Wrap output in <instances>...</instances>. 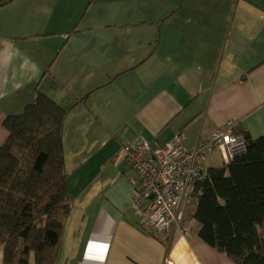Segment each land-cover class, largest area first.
I'll return each mask as SVG.
<instances>
[{
	"label": "crops",
	"instance_id": "obj_1",
	"mask_svg": "<svg viewBox=\"0 0 264 264\" xmlns=\"http://www.w3.org/2000/svg\"><path fill=\"white\" fill-rule=\"evenodd\" d=\"M38 90L67 110L56 264H232L197 224L141 228L120 145L190 149L228 122L264 136V0H0V145Z\"/></svg>",
	"mask_w": 264,
	"mask_h": 264
},
{
	"label": "trees",
	"instance_id": "obj_2",
	"mask_svg": "<svg viewBox=\"0 0 264 264\" xmlns=\"http://www.w3.org/2000/svg\"><path fill=\"white\" fill-rule=\"evenodd\" d=\"M66 112L38 90L20 114L3 120L2 264L58 260L72 203L61 137ZM238 133L246 140L244 152L227 165L209 168L196 183L190 218L198 225V238L232 264H264V136L252 139L240 129Z\"/></svg>",
	"mask_w": 264,
	"mask_h": 264
},
{
	"label": "built area",
	"instance_id": "obj_3",
	"mask_svg": "<svg viewBox=\"0 0 264 264\" xmlns=\"http://www.w3.org/2000/svg\"><path fill=\"white\" fill-rule=\"evenodd\" d=\"M238 129L237 124L228 122L190 149L180 136L154 150L142 139L120 145L130 171V205L141 228L161 240H168L175 229L183 236L190 235L197 223L187 221L186 212L194 208V186L206 177L205 159L218 151L227 165L242 154L246 140Z\"/></svg>",
	"mask_w": 264,
	"mask_h": 264
},
{
	"label": "rangeland",
	"instance_id": "obj_4",
	"mask_svg": "<svg viewBox=\"0 0 264 264\" xmlns=\"http://www.w3.org/2000/svg\"><path fill=\"white\" fill-rule=\"evenodd\" d=\"M205 165L208 166L209 168L223 166V161H222L220 153L218 151H214L210 153L209 155H207L205 159ZM186 214H188V212H186ZM1 253L2 251L0 248V264H2ZM29 262H30L29 264H33V259L30 258Z\"/></svg>",
	"mask_w": 264,
	"mask_h": 264
}]
</instances>
